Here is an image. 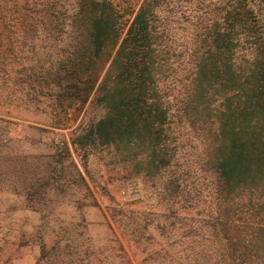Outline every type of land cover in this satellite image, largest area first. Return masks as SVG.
I'll use <instances>...</instances> for the list:
<instances>
[{
	"label": "trees",
	"instance_id": "obj_1",
	"mask_svg": "<svg viewBox=\"0 0 264 264\" xmlns=\"http://www.w3.org/2000/svg\"><path fill=\"white\" fill-rule=\"evenodd\" d=\"M209 1L200 17L184 11L187 26L170 29L168 20L182 19L179 0H144L123 38L108 0H83L71 17L51 2L34 13L68 28L66 50L45 75L56 125L90 104L73 144L110 149L148 181L154 200L111 196L109 246L93 243L83 217L87 232L44 244L38 264H264V0ZM12 125L0 118V128ZM188 135L196 164L182 161ZM4 149L0 138V162ZM45 167L40 184L21 171L27 198L48 189Z\"/></svg>",
	"mask_w": 264,
	"mask_h": 264
},
{
	"label": "rangeland",
	"instance_id": "obj_2",
	"mask_svg": "<svg viewBox=\"0 0 264 264\" xmlns=\"http://www.w3.org/2000/svg\"><path fill=\"white\" fill-rule=\"evenodd\" d=\"M108 1L119 11L123 38L144 0ZM50 2L70 17L83 4V0H0V118L13 122L10 129L0 128L1 140L9 145L4 149L8 160L0 162V264H38L44 244L54 245L66 231L87 232L78 225L83 217L90 224L93 243L109 246L110 230L103 215L108 214L111 196L120 201L142 197L145 205L154 203L147 193L148 181L112 159L110 149H81L73 144L74 133L87 122L90 104L62 113L63 122L56 125L45 75L55 57L66 50V41L59 42L66 39L68 28L33 20L34 13ZM179 2L174 10L182 19L168 20L170 29L179 27L180 21L182 28L187 26L184 11L198 10L200 17L210 1L197 9L189 7L192 0ZM176 35L182 41L180 30ZM191 141L188 135L182 161L196 164L199 150ZM64 144L68 152L60 154ZM18 158L26 165L16 164ZM47 164L53 177L48 189L31 192L27 198L19 186L21 171L40 184L49 176ZM35 200L40 202L29 203Z\"/></svg>",
	"mask_w": 264,
	"mask_h": 264
}]
</instances>
